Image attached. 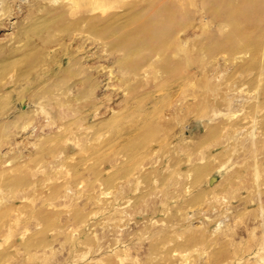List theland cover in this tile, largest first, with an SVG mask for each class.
<instances>
[{
	"label": "rangeland",
	"instance_id": "obj_1",
	"mask_svg": "<svg viewBox=\"0 0 264 264\" xmlns=\"http://www.w3.org/2000/svg\"><path fill=\"white\" fill-rule=\"evenodd\" d=\"M85 1L0 0V264H264V0Z\"/></svg>",
	"mask_w": 264,
	"mask_h": 264
},
{
	"label": "bare ground",
	"instance_id": "obj_2",
	"mask_svg": "<svg viewBox=\"0 0 264 264\" xmlns=\"http://www.w3.org/2000/svg\"><path fill=\"white\" fill-rule=\"evenodd\" d=\"M85 2H86L85 0H78V3L80 4V6L85 5ZM253 2L254 0H240L237 4H234V2L233 4L229 3V10L227 13L230 17V23L232 26V34L234 35L238 34V36L243 35L246 39L249 36H251L249 33V24L251 20L250 14L252 11ZM98 4L99 5H96V6H100V7L103 6V2H100ZM107 5L112 6L110 3ZM168 9H161L160 14H158L157 16H151L148 18L140 19L139 22H138V15L133 14L128 21L129 23L128 25H132L130 26L131 27L130 29L123 31L120 34H119V31H115V33H118L116 34L117 44L115 45L124 47L128 49L131 53L136 54L137 52H139L138 47H140L141 45L140 48L142 49V45L150 44L149 42L153 39L154 36L161 35V37H164L166 32L162 30L163 27L161 28V26H162V23L165 21L164 17L166 16L164 15L166 14ZM166 18L170 19L169 16ZM137 41H140V42H137Z\"/></svg>",
	"mask_w": 264,
	"mask_h": 264
}]
</instances>
